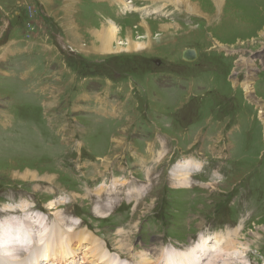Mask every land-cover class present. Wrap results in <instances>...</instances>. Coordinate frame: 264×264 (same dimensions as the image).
<instances>
[{"label": "rangeland", "instance_id": "obj_1", "mask_svg": "<svg viewBox=\"0 0 264 264\" xmlns=\"http://www.w3.org/2000/svg\"><path fill=\"white\" fill-rule=\"evenodd\" d=\"M68 1L0 0V222L84 230L114 264L202 239V264H264V0ZM94 26L141 47L87 51Z\"/></svg>", "mask_w": 264, "mask_h": 264}, {"label": "bare ground", "instance_id": "obj_2", "mask_svg": "<svg viewBox=\"0 0 264 264\" xmlns=\"http://www.w3.org/2000/svg\"><path fill=\"white\" fill-rule=\"evenodd\" d=\"M119 1L121 4L124 3L122 0H118L117 2ZM125 1L128 2V0ZM186 1L189 2L190 0H186ZM68 2H70V0ZM228 2L230 1L227 0V3ZM223 3L224 0H213L212 6H214L215 8H220V6L223 5ZM123 5H125V3ZM70 26H73V23H71ZM139 26L145 28L148 31V25H146V21L141 20ZM79 29H80V25H75L74 32ZM84 31L87 35L91 37V40H89L90 42L88 44L89 49L85 48L87 49V51L88 50L90 51L91 49L94 51H98L99 53L102 54L108 52L109 53L118 52L120 51V49H122L119 47V45L121 44L126 45L127 49L125 50L134 51V48L141 47L140 45L142 44V43L132 42L130 33H126L124 42L119 43L118 33H117L118 29L113 26H100V27L94 26V27L86 28ZM115 42H117L115 45L116 47L114 46ZM183 57L186 60H189V62H191L195 58V53L187 49L183 53ZM248 79L249 80L247 84L249 86L248 88L249 91V89H251L250 76L248 77ZM193 160L192 159L186 160L176 167L177 168L176 174L172 180L174 184L186 185V180L185 178H183L184 175L177 173L180 171L185 172V170H190L191 172V169L196 167L197 164ZM27 175L28 174L25 173L24 177H27ZM187 175L189 176L190 173H188ZM30 177H32L30 181L35 180L32 174H30ZM38 180H43V179H38ZM181 193L182 192L180 191L179 195ZM246 206L247 203L243 200L241 204V208H246ZM16 213L18 214V211L11 213L9 219L4 218L0 222V264H69V262H71V264H76L77 261L79 260L81 261L80 264H114L113 260L108 259L107 256L108 254L104 251V249H102L101 246L97 245V239L95 241L89 240L90 238L88 236L90 237L93 236L90 234L87 235L84 234V232L86 231L84 230L79 231L76 234L69 233L64 237L63 235H58L56 229H48V227L51 226H48L47 225L48 223H45L46 218L43 219L41 217L40 223L38 224L37 223L39 221L38 219H34L36 221L38 220L37 222H35L32 218L22 220V216L24 217H27V215L31 216L29 213L22 212V214L23 213L24 214L22 215L20 213L18 216L14 215ZM14 220H16L15 221L16 223H22V225L17 226L14 223ZM32 224H35L39 230H35ZM50 230L54 231L53 235L51 234ZM262 231L263 232L261 235L264 234V229H262ZM258 238H255V240H257ZM53 242L58 243V246H56V244ZM199 242L200 244L197 246V248L194 249V251L189 250L186 252L179 253L182 255L179 256L177 260H174V256L178 255V253H174L171 256L170 252L168 251L166 256L169 257V259L167 260L162 257L157 259L154 257L151 258L152 260L156 259V261L153 263V261L150 262L148 258L143 257V259L137 261L136 264H162L165 261L166 264H202L201 261L204 260L206 256H208V249L206 243L208 241L207 240L203 241L202 239V241ZM171 244H175V242H171ZM244 245L246 244H243V246ZM228 247H229L228 245H225L223 246L222 249L219 248L220 250L216 252V255L211 256V258L208 260L209 262L207 261L208 263L206 264H214L216 260L222 259L221 254L228 253L227 252ZM172 248L174 247L172 246ZM53 257L55 259H53ZM230 260L231 259H227L226 261H230Z\"/></svg>", "mask_w": 264, "mask_h": 264}, {"label": "crops", "instance_id": "obj_3", "mask_svg": "<svg viewBox=\"0 0 264 264\" xmlns=\"http://www.w3.org/2000/svg\"><path fill=\"white\" fill-rule=\"evenodd\" d=\"M75 25H79L78 23H73V26H71L73 29H74V27H75ZM88 37H90V36H88ZM89 40H91V37L89 38Z\"/></svg>", "mask_w": 264, "mask_h": 264}, {"label": "water", "instance_id": "obj_4", "mask_svg": "<svg viewBox=\"0 0 264 264\" xmlns=\"http://www.w3.org/2000/svg\"><path fill=\"white\" fill-rule=\"evenodd\" d=\"M155 64H158V62L156 61Z\"/></svg>", "mask_w": 264, "mask_h": 264}]
</instances>
